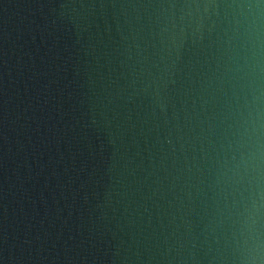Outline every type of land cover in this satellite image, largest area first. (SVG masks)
<instances>
[{
  "label": "water",
  "instance_id": "95a60500",
  "mask_svg": "<svg viewBox=\"0 0 264 264\" xmlns=\"http://www.w3.org/2000/svg\"><path fill=\"white\" fill-rule=\"evenodd\" d=\"M0 264H264V0H0Z\"/></svg>",
  "mask_w": 264,
  "mask_h": 264
}]
</instances>
